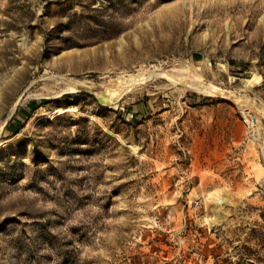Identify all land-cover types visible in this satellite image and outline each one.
I'll return each mask as SVG.
<instances>
[{"label": "rangeland", "instance_id": "obj_1", "mask_svg": "<svg viewBox=\"0 0 264 264\" xmlns=\"http://www.w3.org/2000/svg\"><path fill=\"white\" fill-rule=\"evenodd\" d=\"M149 261L264 264V0H0V264Z\"/></svg>", "mask_w": 264, "mask_h": 264}, {"label": "bare ground", "instance_id": "obj_2", "mask_svg": "<svg viewBox=\"0 0 264 264\" xmlns=\"http://www.w3.org/2000/svg\"><path fill=\"white\" fill-rule=\"evenodd\" d=\"M185 69V68H184ZM149 73V72H148ZM146 71H139V72H137V73H134V74H132L131 75V79H130V81H125L124 83H125V85H123L122 86V84H119V85H116V90H113V95H112V97H111V99H109V98H106V97H103V101H105V102H114V101H119L121 98H122V96H123V93L126 91V93H127V91L131 88V86H133V85H135L138 81H140V83L139 84H141V81L142 82H148V81H150L151 80V78L153 77V76H156V77H159V76H162V77H164V78H167V79H170V80H172L173 78H172V76H170L168 73H166V72H157V71H154V74H151V73H149V74H151L150 76L149 75H147L148 74ZM192 73V72H191ZM176 74V73H175ZM157 75H159V76H157ZM177 76V75H176ZM190 76V75H189ZM128 78V77H127ZM154 78V77H153ZM189 79V78H188ZM173 80H175V79H173ZM172 80V81H173ZM248 79H245V81H247ZM177 82V81H176ZM119 86H122V87H120L121 88V90H119L118 88H119ZM184 86V85H183ZM189 87H191V89H193L194 91H196V92H199V93H206V94H213V92L214 91H216V90H221L219 87H216V86H212V87H206V86H202L201 84H199V83H197V82H194V83H190V85H189ZM117 89L119 90V91H117ZM132 91V90H131ZM103 93V92H102ZM102 95V94H101ZM106 95V94H105ZM102 96H104V95H102ZM108 96V95H107ZM125 144H128L129 146H131V148H133V149H136L137 147H135L133 144H129V143H125ZM127 145V146H128Z\"/></svg>", "mask_w": 264, "mask_h": 264}, {"label": "built area", "instance_id": "obj_3", "mask_svg": "<svg viewBox=\"0 0 264 264\" xmlns=\"http://www.w3.org/2000/svg\"><path fill=\"white\" fill-rule=\"evenodd\" d=\"M135 237H136V238H139L138 235H136ZM141 264H155V263H154V261H149V262H146V263H145V262H144V263L142 262Z\"/></svg>", "mask_w": 264, "mask_h": 264}, {"label": "trees", "instance_id": "obj_4", "mask_svg": "<svg viewBox=\"0 0 264 264\" xmlns=\"http://www.w3.org/2000/svg\"><path fill=\"white\" fill-rule=\"evenodd\" d=\"M32 104H34V102L31 103V105H32ZM12 125H13L12 122H10L9 127L13 130V128H12L13 126H12ZM15 127H16V128L14 129V131L17 129V126H15Z\"/></svg>", "mask_w": 264, "mask_h": 264}, {"label": "crops", "instance_id": "obj_5", "mask_svg": "<svg viewBox=\"0 0 264 264\" xmlns=\"http://www.w3.org/2000/svg\"><path fill=\"white\" fill-rule=\"evenodd\" d=\"M12 124H13L12 126L15 127L16 124H15L14 122H12ZM13 127H12V128H13Z\"/></svg>", "mask_w": 264, "mask_h": 264}]
</instances>
